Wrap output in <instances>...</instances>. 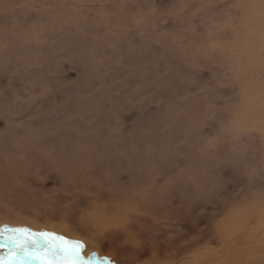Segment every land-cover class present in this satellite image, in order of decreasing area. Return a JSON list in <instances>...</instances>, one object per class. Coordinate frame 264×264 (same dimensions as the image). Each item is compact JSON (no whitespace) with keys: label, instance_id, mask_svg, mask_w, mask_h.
I'll use <instances>...</instances> for the list:
<instances>
[{"label":"rangeland","instance_id":"374dc122","mask_svg":"<svg viewBox=\"0 0 264 264\" xmlns=\"http://www.w3.org/2000/svg\"><path fill=\"white\" fill-rule=\"evenodd\" d=\"M248 182L264 194V0H0V261L20 228L78 264L223 261Z\"/></svg>","mask_w":264,"mask_h":264},{"label":"bare ground","instance_id":"6f19581e","mask_svg":"<svg viewBox=\"0 0 264 264\" xmlns=\"http://www.w3.org/2000/svg\"><path fill=\"white\" fill-rule=\"evenodd\" d=\"M249 183V182H248ZM252 183L247 184L246 189L244 187L243 196L235 203L234 210L230 215L228 222H220L216 225L221 235V242L223 249L226 251V257L221 258L217 255L211 257L210 255L204 256L200 260L199 264H213V261L218 264H264V194L253 193L249 194V186ZM186 192L184 189L179 190L177 197H185ZM168 202V200H167ZM230 205L231 208H233ZM226 205L220 207L221 210H225ZM104 208L97 209V213L90 216V220L95 223L96 220L101 224H115V215L117 212H121L122 207L117 206L106 214L102 211ZM188 207H184L180 213H173L179 218L186 217L188 213ZM215 208H213L214 210ZM117 224V223H116ZM252 229V230H250ZM245 235L240 236L241 233ZM4 250V245H0ZM26 264H29L27 258H23ZM31 260V259H30ZM6 263L7 261H0ZM15 263V262H14ZM20 264V263H19Z\"/></svg>","mask_w":264,"mask_h":264},{"label":"snow or ice","instance_id":"6c2138e0","mask_svg":"<svg viewBox=\"0 0 264 264\" xmlns=\"http://www.w3.org/2000/svg\"><path fill=\"white\" fill-rule=\"evenodd\" d=\"M8 232L6 239L14 248L9 251L6 264H14L23 258L38 260L39 264H78L83 259L78 241L65 240L47 232L29 234L23 228L9 229Z\"/></svg>","mask_w":264,"mask_h":264},{"label":"water","instance_id":"95a60500","mask_svg":"<svg viewBox=\"0 0 264 264\" xmlns=\"http://www.w3.org/2000/svg\"><path fill=\"white\" fill-rule=\"evenodd\" d=\"M1 250H3V249H1V247H0V251ZM22 260H24V259H22ZM32 261H34L35 263H37L36 262V260H34V259H31ZM30 259H28V261L27 262H32ZM17 263V262H16ZM0 264H6V263H4V262H0ZM17 264H19V263H17ZM24 264H26V263H24ZM38 264V263H37Z\"/></svg>","mask_w":264,"mask_h":264}]
</instances>
